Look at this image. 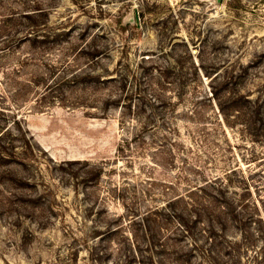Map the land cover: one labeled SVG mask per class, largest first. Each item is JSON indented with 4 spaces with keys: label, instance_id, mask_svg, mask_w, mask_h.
I'll list each match as a JSON object with an SVG mask.
<instances>
[{
    "label": "rangeland",
    "instance_id": "1",
    "mask_svg": "<svg viewBox=\"0 0 264 264\" xmlns=\"http://www.w3.org/2000/svg\"><path fill=\"white\" fill-rule=\"evenodd\" d=\"M261 200L264 0H0V264H264Z\"/></svg>",
    "mask_w": 264,
    "mask_h": 264
},
{
    "label": "trees",
    "instance_id": "2",
    "mask_svg": "<svg viewBox=\"0 0 264 264\" xmlns=\"http://www.w3.org/2000/svg\"><path fill=\"white\" fill-rule=\"evenodd\" d=\"M220 106V105H219ZM220 110H223V108H222V106L220 107ZM224 114V113H223ZM225 116V115H224ZM208 187H210V185L208 186ZM233 202H234V199H233ZM233 202H232V204H233ZM262 203H264V200H261V204ZM224 208V207H223Z\"/></svg>",
    "mask_w": 264,
    "mask_h": 264
},
{
    "label": "water",
    "instance_id": "3",
    "mask_svg": "<svg viewBox=\"0 0 264 264\" xmlns=\"http://www.w3.org/2000/svg\"><path fill=\"white\" fill-rule=\"evenodd\" d=\"M221 0H217V2H220Z\"/></svg>",
    "mask_w": 264,
    "mask_h": 264
}]
</instances>
